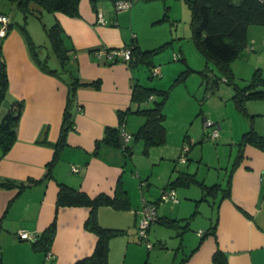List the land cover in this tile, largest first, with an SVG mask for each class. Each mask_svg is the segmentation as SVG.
I'll use <instances>...</instances> for the list:
<instances>
[{"label":"crops","instance_id":"crops-1","mask_svg":"<svg viewBox=\"0 0 264 264\" xmlns=\"http://www.w3.org/2000/svg\"><path fill=\"white\" fill-rule=\"evenodd\" d=\"M159 1L132 0L128 10L116 14L114 0H97L95 7L89 0H79L78 16L41 11L37 4L29 3L31 11L40 13L39 20L32 13L25 17L11 2L0 0V13L9 17V31L0 41L8 76V90L2 106L6 109L14 100L23 102L17 139L9 151L0 156V179L24 183L29 179L36 180L21 190L0 187V263L74 264L92 253L97 236L84 226L91 208H56L59 184L62 183L78 188L90 197L100 193L114 197L113 204L96 209L102 227L122 230L121 234L108 240L107 264H212V255L216 250L225 254L226 264H264V182L261 179L264 174V148L251 143H237L250 128L264 136V97L246 100L245 112L236 107L239 116L235 130L233 126L232 129L227 126L225 120L216 124L226 135L222 138L236 146L232 162H229L231 159L228 161L230 168L224 184H207L205 180L197 179L189 164L185 168L173 166L163 182L158 183L155 180L157 176H154L157 161L168 163L172 154L174 161H178L177 153L167 152L166 142L159 145L160 153L156 157L150 152L156 146L150 147L146 153L151 159L146 168L150 175L132 161V155L126 156L121 147L107 143L96 146L106 127H119L118 111L137 106L131 101V93L134 80H140L136 76V68H131L120 57L111 58L106 53L95 52L103 48L117 49L132 42L144 50L166 43V40L156 41L160 31L154 30V27H160V30L166 20L162 19L165 11L167 13L166 5L158 4ZM99 14L104 23L98 21ZM29 16L40 21L45 36L34 24L30 25ZM125 17L129 21L128 28L120 24ZM53 22L59 23L63 42L70 49V61L64 68L77 75L80 83L87 84L79 85L75 90L71 107L72 128L67 132L65 143L59 148L58 157L51 167L52 176L43 178L54 153L52 144L59 139L69 90L68 72H47L32 49L34 46L37 53L41 51L45 37L48 39L43 25L47 27ZM167 27L170 29V26ZM141 28L150 30L147 39L139 37ZM172 48L175 53L174 44ZM179 50L183 51L182 46ZM262 53L264 25H249L246 47L237 57L240 59L237 64L243 65L249 74L260 69L264 76V63L260 61L264 56ZM49 56L48 53L46 59ZM237 59L230 63V67L235 84L243 87L252 76L246 73L237 75V67L233 65ZM153 68L165 71V67L153 64L150 72ZM93 82H98V86ZM230 89L232 98V86ZM256 90L264 91V85ZM154 99L156 96L150 97L140 107H146ZM127 116L121 126L126 132L127 118L131 120ZM138 122L137 129L144 121ZM162 124L167 133L165 119ZM183 138L178 146L181 151L186 145L185 139L188 140ZM182 173L194 175L197 182L192 185L200 187L202 197L196 199L191 196V183L179 184L174 187L176 202H158L159 190ZM201 184L218 186L206 193ZM227 188L229 195L225 196ZM117 189L122 194L115 198ZM143 199L155 203L158 216L148 229V237L152 241L150 248L137 236ZM198 201H204L208 207L204 214L198 213L204 216V222L195 220L201 207ZM193 202L195 209L191 213ZM166 203L170 206L166 207ZM53 219L55 233L47 252L36 250L30 240L16 235L22 229L40 234ZM191 224L196 228L192 233ZM200 230L202 234H199Z\"/></svg>","mask_w":264,"mask_h":264},{"label":"trees","instance_id":"trees-1","mask_svg":"<svg viewBox=\"0 0 264 264\" xmlns=\"http://www.w3.org/2000/svg\"><path fill=\"white\" fill-rule=\"evenodd\" d=\"M25 17L29 13L35 14L40 20V13H34L28 7L29 3H35L41 11L46 12H62L68 16H78L79 0H8ZM93 7L96 6L97 0H89ZM190 10V27L192 26L195 41L200 51L207 59L216 63L218 69L224 77V81L233 88L232 99L236 107L245 112V102L248 99H257L264 97V91L256 90L257 87L264 85V76L260 69H256L249 83L243 87H238L234 82V76L230 67V63L237 57L241 56L246 47V34L249 25H264V3L259 0H185ZM167 10V6H165ZM40 11V12H41ZM162 19H167V13ZM43 29L49 39V44L52 53L59 61L61 69L50 67L47 59H39L37 57V47H32L34 56L42 67L50 73L62 74L68 72V97L63 111L61 129L59 139L53 143L54 153L51 160L47 163L46 171L43 178L51 177V167L58 157L59 148L65 143L67 132L72 128L73 122L71 117V107L74 101L75 90L80 83L78 76L72 71L64 68L70 61V49L63 42L62 29L58 22H53L50 26H44ZM166 43L161 44L157 48L144 50L139 45L132 42L128 46L131 47V59L127 62L131 68H136L139 65H146L152 69L151 62L152 54L156 53ZM68 70V71H67ZM92 83V82H91ZM93 85L98 86V82H93ZM8 90V76L4 57L0 50V156L5 155L12 147L17 139V126L19 118L23 110V102L14 100L8 108H3L2 103L6 97ZM157 96L159 99H154L150 107H140L142 103L150 97ZM161 97V98H160ZM167 97V92L149 87L140 83L137 79L133 82L131 101L137 106L127 108L123 111H118L120 121L119 127H106L103 136L96 141V146L99 143H107L121 147L126 156L132 155L131 146L129 143L123 145L119 131L125 122L127 115L137 113L144 116V122L132 134V139H141L144 147L143 151L147 153L150 147L163 145L167 139L166 129L162 122L165 119V114L162 111L163 102ZM239 145L251 143L260 148H264V136L258 134L253 128L244 132L237 142ZM36 180L29 179L27 182H15L9 179H0V187L14 188L19 190L34 183ZM193 174L182 173L168 182L164 187H172L179 184L196 183ZM203 190L209 193L210 190L216 188L218 184L205 186L201 184ZM119 189L116 191L115 198L122 194ZM229 195V188L225 191V196ZM114 203V197L100 193L95 197L88 196L85 192L78 188H73L65 184H59V190L56 197V208L61 206H88L91 208L90 214L86 219L84 226L92 231L97 236L92 253L77 260L74 264H107L108 240L112 236L122 233V230L102 227L98 222L96 209L99 206L111 205ZM158 217V216H157ZM55 220L40 233L36 235L34 240H31L33 248L38 251H49L50 244L55 233ZM2 264V263H0ZM212 264H226V256L220 250H216L212 255Z\"/></svg>","mask_w":264,"mask_h":264},{"label":"rangeland","instance_id":"rangeland-1","mask_svg":"<svg viewBox=\"0 0 264 264\" xmlns=\"http://www.w3.org/2000/svg\"><path fill=\"white\" fill-rule=\"evenodd\" d=\"M160 3H165L169 16L160 30L158 29L160 27H154V30L160 31L157 34L158 38H156V41L162 42L166 40V44L152 54L151 62L157 67H165V71L152 74L150 72L151 69L146 65H139L135 69L140 83L167 92V97L162 107V111L166 115L165 124L167 127L165 148L167 152L177 153L178 161H174V154H172L173 156L170 157L168 163L161 160L159 162L158 160L157 164L154 165V176H157L155 180L161 183L173 166L185 168L189 164V169L191 172L196 173L197 179L205 180L207 184L213 182H222L224 184L226 173L230 168L229 162L231 163L233 160L236 146L231 141L222 138V136L226 137V135L222 133L221 129L217 128L216 124L225 120V123L227 126L230 125L231 129L232 126L234 130L236 128L239 115L235 111L236 106L233 99L230 98L231 85L224 81V77L221 75L222 73L216 63L207 59L198 48L192 26L190 27L191 15L186 1L161 0L158 4ZM115 12L116 14L118 13L116 10ZM28 22L31 26L34 24L39 32L44 34L41 23L37 18L29 16ZM128 22L127 17L120 20L121 26L126 28H128ZM167 26H170V29ZM149 34L150 30L147 28L139 29V37L144 36L145 38L143 39H147ZM44 41L45 45L37 55L45 59L49 53L48 65L60 70L59 61L52 53L46 37ZM172 44H174L175 53L173 52ZM180 46H182L183 51L179 50ZM175 54L178 56H175ZM238 60L240 59H237L233 64L234 66L236 65L235 68L237 67V75L246 73L249 77L252 76V72L249 74V70L245 71L243 65L237 64L240 62ZM260 61L264 63V56L260 58ZM156 99H159V97L156 96ZM152 104L153 100L145 106L150 107ZM128 116L131 120L127 118L126 130L134 133L139 125L137 122L141 121L142 123L144 116L137 113H131ZM215 117L217 120H215ZM206 121H212L215 124L205 128ZM214 128H217L216 138L210 136ZM227 132L228 128L226 129ZM183 137L188 138V140L185 139L184 143L189 147V151L186 153L188 160L184 162L179 159L180 155H178L181 152L178 146ZM129 145L132 150V161L138 163V167H142L145 173L150 175V171L146 168L151 164V159L143 151V141L141 139H132ZM154 148L156 149H151L150 152L153 157H156L160 153L158 151L159 146ZM231 148H233L232 156H230ZM229 159L231 160L229 161ZM202 194L203 192L198 185L191 184L192 197L199 199ZM198 202L201 203V207L199 208L200 212L195 215V220L196 222H204V216L199 214H204L208 207L204 201ZM193 205L191 213L195 209V202H193ZM165 206L169 207L170 205L166 203ZM190 228L191 233L192 230H196L193 224H191ZM150 242L152 243L151 240ZM142 246L146 249L144 245Z\"/></svg>","mask_w":264,"mask_h":264},{"label":"built area","instance_id":"built-area-1","mask_svg":"<svg viewBox=\"0 0 264 264\" xmlns=\"http://www.w3.org/2000/svg\"><path fill=\"white\" fill-rule=\"evenodd\" d=\"M260 2L264 3V0H259ZM132 5V0H114V6L115 9L119 11L128 10ZM97 19L99 22L104 23L105 20L101 17L99 14L97 16ZM9 31V17L6 14L0 13V41L2 38H4ZM95 53H106L109 57L118 56L120 57L125 63H127L131 59V47L130 46H123L117 49H100L96 51ZM159 69L153 68L152 74H158ZM213 123L211 121H206L204 127H208L212 125ZM217 128L213 129L212 135H210L212 138L216 137L217 135ZM119 135L121 137V140L123 142V145L127 144L129 140L132 138V135L125 131V129L122 127L119 131ZM188 151V147L186 145L183 146L182 151L180 153L179 159L184 162L186 158V153ZM262 182H264V174H262ZM175 189L172 187H162L159 190L158 194V202L165 203L168 201L176 202V196H175ZM140 218L138 220L137 225V236L138 240L145 244L147 248H150L152 246V243L150 242L148 238V229L150 225L157 220V211L155 203L146 201L145 199L142 200V207L140 210ZM203 231L200 230L199 234H202ZM17 237L20 239H26V240H34L36 238V234L28 232L26 230H18Z\"/></svg>","mask_w":264,"mask_h":264}]
</instances>
